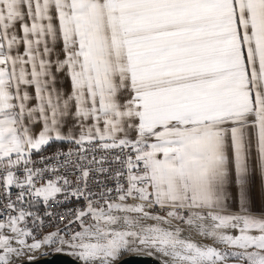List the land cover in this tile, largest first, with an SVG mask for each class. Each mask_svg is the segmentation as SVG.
Listing matches in <instances>:
<instances>
[{
	"label": "snow or ice",
	"instance_id": "obj_1",
	"mask_svg": "<svg viewBox=\"0 0 264 264\" xmlns=\"http://www.w3.org/2000/svg\"><path fill=\"white\" fill-rule=\"evenodd\" d=\"M37 253L264 264V0H0V264Z\"/></svg>",
	"mask_w": 264,
	"mask_h": 264
},
{
	"label": "water",
	"instance_id": "obj_2",
	"mask_svg": "<svg viewBox=\"0 0 264 264\" xmlns=\"http://www.w3.org/2000/svg\"><path fill=\"white\" fill-rule=\"evenodd\" d=\"M126 260H132L134 258L126 257ZM37 264H73L70 257L56 256V257H42L37 261ZM135 264H155V261L151 258H135Z\"/></svg>",
	"mask_w": 264,
	"mask_h": 264
},
{
	"label": "built area",
	"instance_id": "obj_3",
	"mask_svg": "<svg viewBox=\"0 0 264 264\" xmlns=\"http://www.w3.org/2000/svg\"><path fill=\"white\" fill-rule=\"evenodd\" d=\"M42 257H47V258H48V257H50V256H42ZM42 257L40 256V258H42Z\"/></svg>",
	"mask_w": 264,
	"mask_h": 264
},
{
	"label": "rangeland",
	"instance_id": "obj_4",
	"mask_svg": "<svg viewBox=\"0 0 264 264\" xmlns=\"http://www.w3.org/2000/svg\"><path fill=\"white\" fill-rule=\"evenodd\" d=\"M38 257H40V254H36Z\"/></svg>",
	"mask_w": 264,
	"mask_h": 264
},
{
	"label": "bare ground",
	"instance_id": "obj_5",
	"mask_svg": "<svg viewBox=\"0 0 264 264\" xmlns=\"http://www.w3.org/2000/svg\"><path fill=\"white\" fill-rule=\"evenodd\" d=\"M37 254H39V253H37Z\"/></svg>",
	"mask_w": 264,
	"mask_h": 264
}]
</instances>
